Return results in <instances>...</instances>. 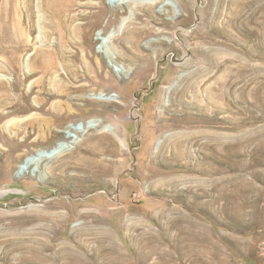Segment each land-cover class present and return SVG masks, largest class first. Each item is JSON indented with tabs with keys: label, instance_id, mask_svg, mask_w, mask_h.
<instances>
[{
	"label": "rangeland",
	"instance_id": "obj_1",
	"mask_svg": "<svg viewBox=\"0 0 264 264\" xmlns=\"http://www.w3.org/2000/svg\"><path fill=\"white\" fill-rule=\"evenodd\" d=\"M0 264H264V0H0Z\"/></svg>",
	"mask_w": 264,
	"mask_h": 264
},
{
	"label": "bare ground",
	"instance_id": "obj_2",
	"mask_svg": "<svg viewBox=\"0 0 264 264\" xmlns=\"http://www.w3.org/2000/svg\"><path fill=\"white\" fill-rule=\"evenodd\" d=\"M52 6V5H51ZM59 11L58 12H53V10H50L49 13L51 14V16L53 17V19L55 20V28L56 30H58V35H60L61 38H64V25L62 24V15H63V8L60 7V9H58ZM59 32L61 34H59ZM42 56H44L45 58L47 57L48 59L47 60H43V61H35V62H31L32 65H31V76H35V75H42L40 81H34L31 85V88H33L34 86H37L41 89V92L44 91L47 95H48V98H45V100H48L50 97H61V92H60V89L61 87L57 86L58 89L56 91H53L52 90H49L48 87L45 86L44 82L45 81L44 79L47 78V76H50V72L51 70H53L55 68V64H54V60H53V57H56V56H59V58L61 59V61L63 62V65L64 67L70 69V64L69 62L63 60L62 58L64 57V51L62 49H57L56 52H52V51H47V53H42L41 54ZM101 66V63L99 62V67ZM95 77L97 78L98 77V74L96 73L95 74ZM82 87L80 89V91H85V88L84 86H80ZM59 115V114H58ZM56 116V115H55ZM70 127V126H69ZM73 128V127H72ZM66 131L65 132V135H68V130L66 128ZM53 132V131H52ZM70 133V132H69ZM70 138H71V135H68ZM176 143V142H175ZM176 145H179L176 144ZM175 145V146H176ZM64 146V142H61L59 143L58 145H56L54 148H52L51 150H44V151H41L37 154H34V155H28L24 158V160L22 161L21 165L19 166L20 169H23L25 167H29L32 166V165H37L41 160H43L44 158H47L48 156H50V154H54L56 152H59L62 147ZM178 150V149H177ZM180 153V152H179ZM172 155V154H171Z\"/></svg>",
	"mask_w": 264,
	"mask_h": 264
}]
</instances>
